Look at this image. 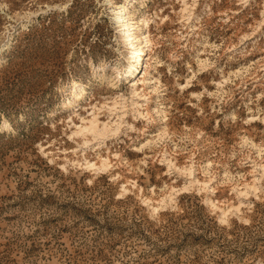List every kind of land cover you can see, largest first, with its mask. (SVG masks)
I'll list each match as a JSON object with an SVG mask.
<instances>
[{
    "label": "rangeland",
    "instance_id": "374dc122",
    "mask_svg": "<svg viewBox=\"0 0 264 264\" xmlns=\"http://www.w3.org/2000/svg\"><path fill=\"white\" fill-rule=\"evenodd\" d=\"M0 264H264V0H0Z\"/></svg>",
    "mask_w": 264,
    "mask_h": 264
},
{
    "label": "bare ground",
    "instance_id": "6f19581e",
    "mask_svg": "<svg viewBox=\"0 0 264 264\" xmlns=\"http://www.w3.org/2000/svg\"><path fill=\"white\" fill-rule=\"evenodd\" d=\"M124 9H125V5L122 7L121 11L122 10L124 11ZM116 18L119 21H123V23H121V25L119 24V26L122 29V35H121V37L123 36L122 37V41L126 42V44L129 45V49H132L133 48V38H134V36H133V34L131 35V33H132V27H131L130 23L128 22L127 16L124 15L122 17V19H121V17L119 15H116ZM124 36H125V38H124ZM137 39L140 40V42L142 44L147 42L146 35L145 36H140ZM142 51H143V48H139V49L135 50V52H133L131 54V56H130L131 57V60L127 63V65L125 67V70L129 74H132L134 64L140 60V56L143 54ZM92 128H93V126L88 125L87 127L81 128V131L80 132H83L84 130H86V131H91L92 130L91 132H94V130ZM103 165H106V162H102L101 163V168L103 167ZM167 198L170 199V197H167Z\"/></svg>",
    "mask_w": 264,
    "mask_h": 264
}]
</instances>
